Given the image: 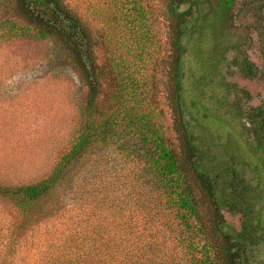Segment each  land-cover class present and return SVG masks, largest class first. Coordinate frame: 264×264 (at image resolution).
Masks as SVG:
<instances>
[{
  "label": "rangeland",
  "instance_id": "rangeland-1",
  "mask_svg": "<svg viewBox=\"0 0 264 264\" xmlns=\"http://www.w3.org/2000/svg\"><path fill=\"white\" fill-rule=\"evenodd\" d=\"M62 3L88 31L105 71L104 94L124 98L118 114L130 107L153 109L177 144L169 104L170 0ZM178 10L189 13L181 37L180 96L185 125L200 154L199 168L216 181L225 230L239 239L253 237L255 244L242 253L240 264H264V147L258 122L246 118L248 109L264 104V0H185ZM246 60L254 65L255 76H247ZM82 96L76 70L49 38H12L0 48V185L32 183L49 174L81 131ZM85 153L53 200L43 203L50 216L56 201L78 205L87 199V209L119 206L131 203L137 191L149 205V191L154 196L156 190L148 185L149 166L139 160L144 149L123 141ZM231 170L242 181L234 191L227 175ZM233 192L244 194L242 205L247 202L251 212L243 216L226 209ZM21 215L13 200L0 197L4 241L11 231L18 237L31 229L12 264H32L37 249L28 248L29 241L41 238L52 220L39 213L23 223ZM184 234L192 237L187 229ZM185 258L190 261V255Z\"/></svg>",
  "mask_w": 264,
  "mask_h": 264
},
{
  "label": "trees",
  "instance_id": "trees-1",
  "mask_svg": "<svg viewBox=\"0 0 264 264\" xmlns=\"http://www.w3.org/2000/svg\"><path fill=\"white\" fill-rule=\"evenodd\" d=\"M183 1L169 3V104L175 115L177 143L173 144L153 109L137 111L130 107L126 113L118 114L120 107L125 106L124 98L114 92L104 94L105 71L96 61L88 31L62 0H0V48L12 38H49L74 67L83 87L81 131L49 174L32 183L0 185V197L13 200L23 223L36 220L39 213L52 220L41 238L29 241L28 248L37 249L32 264H240L242 253L255 244L250 234L239 239L225 230L216 181L200 170V154L184 122L181 37L189 13L178 10ZM246 62L247 76H255L254 65ZM107 100H111V105ZM246 118L251 123L258 122L264 147V104L248 109ZM123 141L135 142L144 149L139 160L149 166L152 177L148 185L156 190L154 196L149 191V205H144L142 192L137 191L135 199L125 205L87 209V199L78 201V205L56 201L57 210L51 216L47 213L43 203L53 200L85 152L97 145ZM227 175L231 178L229 185L236 190L239 186L234 184L242 183L241 179L233 170ZM240 193L229 195L232 200L226 208L239 215L247 209L251 212L247 202L242 205L245 197ZM162 203L164 206L160 207ZM250 224L251 228L254 224ZM186 229L191 238H185ZM2 230L0 226V264H12L15 250L22 242H28L25 234L31 229L18 237L11 231L7 241ZM186 254L190 261L181 260Z\"/></svg>",
  "mask_w": 264,
  "mask_h": 264
}]
</instances>
